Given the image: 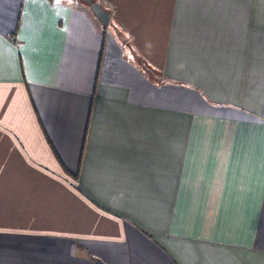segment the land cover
<instances>
[{
    "label": "crops",
    "instance_id": "0c3cea01",
    "mask_svg": "<svg viewBox=\"0 0 264 264\" xmlns=\"http://www.w3.org/2000/svg\"><path fill=\"white\" fill-rule=\"evenodd\" d=\"M100 2L0 0V264H264V0Z\"/></svg>",
    "mask_w": 264,
    "mask_h": 264
},
{
    "label": "water",
    "instance_id": "95a60500",
    "mask_svg": "<svg viewBox=\"0 0 264 264\" xmlns=\"http://www.w3.org/2000/svg\"><path fill=\"white\" fill-rule=\"evenodd\" d=\"M92 14L96 17V19L100 22L102 27H107L109 19H110V12L106 10L100 3L94 0H84Z\"/></svg>",
    "mask_w": 264,
    "mask_h": 264
},
{
    "label": "trees",
    "instance_id": "16d2710c",
    "mask_svg": "<svg viewBox=\"0 0 264 264\" xmlns=\"http://www.w3.org/2000/svg\"><path fill=\"white\" fill-rule=\"evenodd\" d=\"M80 1H82V4L84 5V6H86L88 9H89V7H88V5H87V3L84 1V0H80ZM94 1H97L98 3H100L106 10H108L109 12H110V10H109V8L107 7V6H105L103 3H101L100 2V0H94ZM90 10V9H89ZM95 17V16H94ZM96 18V17H95ZM106 28V27H105ZM14 35V34H13ZM10 37H13V36H10ZM98 66H99V62H98ZM75 177V176H74Z\"/></svg>",
    "mask_w": 264,
    "mask_h": 264
},
{
    "label": "rangeland",
    "instance_id": "374dc122",
    "mask_svg": "<svg viewBox=\"0 0 264 264\" xmlns=\"http://www.w3.org/2000/svg\"><path fill=\"white\" fill-rule=\"evenodd\" d=\"M80 1V0H79ZM81 3H82V1H80ZM91 12V11H90ZM92 13V12H91ZM98 21V20H97ZM99 22V21H98ZM99 24H100V22H99ZM101 25V24H100Z\"/></svg>",
    "mask_w": 264,
    "mask_h": 264
}]
</instances>
